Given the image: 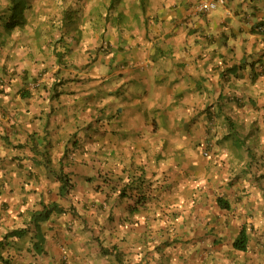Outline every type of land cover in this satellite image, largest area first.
I'll return each mask as SVG.
<instances>
[{"label":"crops","instance_id":"crops-1","mask_svg":"<svg viewBox=\"0 0 264 264\" xmlns=\"http://www.w3.org/2000/svg\"><path fill=\"white\" fill-rule=\"evenodd\" d=\"M149 1L146 24L132 12L121 28L105 23V13L90 21L97 35L89 48H110L94 69L56 65L42 76L0 78L1 264H66L64 254L68 264H119L100 248L126 264H162V255L172 260L170 242L207 241L194 227L208 224L217 237L241 225L264 233V183L256 179L264 180V74L253 76L264 53L255 29L264 0H226L208 14L194 11L199 0ZM128 49L136 65L120 76L106 71L127 63ZM35 80L44 85L27 88ZM32 133L47 134L54 161L67 152L77 182L68 202L32 152ZM99 169L140 176L151 184L149 200L130 213L129 198L106 183L94 187ZM42 202L68 212L42 223L39 237L30 220Z\"/></svg>","mask_w":264,"mask_h":264},{"label":"rangeland","instance_id":"rangeland-1","mask_svg":"<svg viewBox=\"0 0 264 264\" xmlns=\"http://www.w3.org/2000/svg\"><path fill=\"white\" fill-rule=\"evenodd\" d=\"M145 4V10L150 6L149 0H142ZM4 0H0V6L3 5ZM97 7L103 9L100 0H32V6L29 10L28 18L29 21L25 26V29L22 31H14L10 35L5 36V44L0 37V66L3 65L5 69L4 76H16L18 71L21 72L25 68L29 72H35L34 76H39V72L44 73V65L42 63L33 62V59H30L26 56H22L25 52H30V47H32L31 40L34 29L40 30V33L45 31L44 34H47L48 38H51L52 42L56 46L53 54L56 56V51L60 52L62 55L61 58L67 62L69 68H78L82 71L89 69H94V66H90L93 59L96 58L91 55L87 57L86 52L88 47L93 45L94 37L97 35L93 29L92 23L89 21L93 16L96 20ZM67 9L68 12H71L69 15L71 22L63 21L64 10ZM102 22V21H101ZM0 32H6L5 29L0 26ZM39 33V34H40ZM12 44V45H11ZM28 45V46H27ZM26 46V47H25ZM70 46L64 52L63 47ZM98 47L95 48H99ZM103 51L104 50H99ZM131 49L126 50L128 55H126L127 63L124 64V70H121V64L119 61H113L110 66L106 67L115 71L114 76H120V72L126 74L128 72L129 63H134L137 60L136 56L130 53ZM68 53V54H66ZM27 55H29L27 53ZM37 56L38 54H32ZM14 56L20 59H15ZM42 56L45 54L42 52ZM41 56V58H42ZM53 56V59H55ZM73 59V61H72ZM74 60L77 63H72ZM48 68L54 66L51 61L47 63ZM115 79L111 78L106 80V83L111 85ZM107 109H111L107 107ZM40 162V161H39ZM41 164V162H40ZM68 162H65V169L69 170L71 166H68ZM39 165V164H38ZM54 168H59L57 161L53 162ZM72 175L69 173V176ZM71 180L73 178L70 176ZM257 181L261 180L263 185V175L256 176ZM76 181H73V184L76 186ZM50 188V187H49ZM72 194V192L70 193ZM69 197H65V202H68ZM34 228V227H33ZM230 235L225 237H217V234L214 232L213 227L206 224L205 226L194 227L192 232L198 233L201 232L207 236V241H202L200 238L190 241H176L170 242V244L175 243L173 250L170 251V256L172 260L167 262L165 261L166 256H161L160 260L162 264H264V233L257 232V235L254 236L252 231H250L249 245L246 252L236 251L232 248V235L233 233L237 235L238 227L234 229L231 228ZM258 230V229H257ZM34 231L38 234L39 237L42 236V223L40 225L39 231ZM13 233V232H12ZM11 234V233H9ZM204 236V237H205ZM216 236V238L214 237ZM263 237V238H262ZM257 239V241H256ZM167 244V242H165ZM164 244V245H165ZM162 246L163 249L165 246ZM186 246V249L184 248ZM209 250L208 257L200 258V253L205 249ZM102 251V248H100ZM211 252L212 255H211ZM37 257V256H36ZM39 258H37L38 260ZM3 261V260H1ZM10 259L6 261V264H9ZM1 264V263H0Z\"/></svg>","mask_w":264,"mask_h":264},{"label":"trees","instance_id":"trees-1","mask_svg":"<svg viewBox=\"0 0 264 264\" xmlns=\"http://www.w3.org/2000/svg\"><path fill=\"white\" fill-rule=\"evenodd\" d=\"M119 4H122V0L117 4L116 7H118ZM31 6H32V0H4L3 5L0 6V26L5 28L6 32H10L14 28H23L24 25H26L27 22L29 21L28 14ZM123 7L128 8V10L132 12L131 13V15L133 14L132 19H134L135 17L140 18V15L142 14L144 18L143 22L144 23L146 22L147 18L145 17V13H144L146 12L145 4L142 0H126L123 4ZM104 9H102V11L99 13L98 16L102 17V13L104 14ZM69 13L71 12H68L67 9L64 10L63 21L65 23L71 22ZM105 16H106L105 21L106 22L109 21L108 23H110V25L113 26L114 29H116V27L121 28V26H125L126 23H129L127 22L128 16L122 10V8L120 9L116 8V11L114 13L109 10L108 15L105 13ZM92 19L93 16L90 18L89 21H91ZM259 26L260 27L264 26V22H260L258 23V25L255 26V29H257V34L261 36V40L264 42V30H260ZM44 32L45 31L41 32L40 34ZM45 36L47 37L48 41H52L51 38H48L47 34H45ZM262 56H264V53L256 58L254 64L258 63L257 66L260 69L264 70V61L262 60ZM237 67L239 68L240 65L232 66L229 70L230 73L234 74ZM22 97L25 96L22 95ZM227 120L229 121V126L233 129L235 127L234 124L229 119ZM34 136L35 134L32 133V136L30 137H34ZM35 139L37 142H39V144H42L40 138L36 137ZM10 145L12 148L24 147V144L21 143H17V144L11 143ZM49 146H50L49 142L43 144V149L45 150V152L48 151ZM36 151L38 152L37 149ZM62 160H64V156ZM43 165L46 168V170L50 174L52 173L55 176L56 180L60 182L57 192L58 196H60L61 198L71 196L70 193L72 192L74 186L72 184L69 175L66 173L63 174L60 170L56 171V169L52 167V162L49 158H45ZM112 176L113 175L110 174L109 170L105 171L103 169H99L97 174L93 176V178H91V182L94 181V179L96 180L98 179L99 183L94 187H99L100 185L105 186V183L111 185L110 189L112 191L110 192L118 193V197L121 201L123 199L129 198L131 200L129 204L130 213L137 212V210H139L140 207L144 206L147 203V201L150 198V190L152 189V187L151 184L148 185V183H146V180L140 178V176H138V178H132V179L129 176L123 174L117 175L114 178H112ZM96 189L98 190V188ZM41 204H42V208L37 211H34L31 215V220H30V223L37 231H39L41 223L48 221L52 216L65 214L66 212H68V210L65 207L61 206L57 202H49V203L42 202ZM228 206L229 205L227 204L226 201L220 202L221 208L228 209ZM17 231L19 230H16V232ZM248 235L249 234L247 232L246 226L242 225L237 235L232 240L231 243L232 248L236 251L246 252L248 250V245H249ZM102 252H104L105 254L109 253L107 249H103V248H102ZM111 254L114 255V259L116 260V262H118L119 264H126L122 262V257L120 253L112 252ZM0 259H3L2 255H0Z\"/></svg>","mask_w":264,"mask_h":264},{"label":"clouds","instance_id":"clouds-1","mask_svg":"<svg viewBox=\"0 0 264 264\" xmlns=\"http://www.w3.org/2000/svg\"><path fill=\"white\" fill-rule=\"evenodd\" d=\"M126 0H122V4H119L118 5V7H116L117 6V4L119 3V2H121V0H100V3L102 4V6L105 8H103L104 9V13H106L107 15H108V12H109V10L111 11V12H115L116 11V8H118V9H120V8H122V10L124 11V12H126L127 14L130 12L129 10H128V8H124L123 7V4H124V2H125ZM205 0H199L196 4H195V6H194V11L196 12V13H198V14H208V13H210V12H213V11H215L216 9H218L219 7H222V6H225V4H226V0H223V2L222 3H217L216 4V6L213 8V9H211V10H209V11H201V10H199L198 9V7H199V5L202 3V2H204ZM102 11V9H100V11H99V7H97V15H96V18L98 19V15H99V13ZM144 13H146V12H144ZM69 14H71V13H69ZM126 14V15H127ZM106 17V16H105ZM104 17V18H105ZM103 18V17H102ZM95 18L93 17V19L91 20V21H93ZM101 21H102V19H100ZM147 21V20H146ZM103 22V21H102ZM109 21H105V23H108ZM144 23V22H143ZM145 24H146V22H145ZM27 25V24H26ZM26 25H24V27L23 28H14L13 30H11L10 32H3V33H1L0 32V37H2L3 39H2V41L4 42V43H2V44H5V42H6V39H5V36H8V34L10 35L12 32H14V31H16V30H18V31H22V30H24L25 29V26ZM258 25V24H257ZM146 26V25H145ZM146 28H147V26H146ZM259 28H260V30H264V26H262V27H260L259 26ZM5 29V28H4ZM6 31V30H5ZM256 31H257V29H256ZM8 33V34H7ZM40 33V30L38 29L37 30V32H36V30L34 29V32H33V35H32V38H31V40H33L32 42H31V45H32V47L31 46H29L31 49H30V52H24L23 54H22V56H26V57H28V58H30V59H33V62H36V63H39V62H41L42 63V65H44L43 67H44V69H43V71H44V73L48 70V69H52L53 67H55L56 65L58 66V65H60L61 67L63 66L64 68H68V69H70V70H77L78 68H75V67H73V68H69L68 67V64H67V62H65L64 60H63V58H61L62 57V55L63 54H61L59 51L57 52H55L56 53V56L53 54V51L55 50V48H56V46L54 45V43L52 42V41H48V39H47V37L45 36V34L44 33H42V34H39ZM12 45V44H11ZM28 46V45H27ZM44 46H46L45 48H44ZM26 47V46H25ZM67 48H71L70 46H66V47H63V52L67 49ZM86 49H88V51L86 52V55H87V57H89V55H91V56H93V58L94 57H96V55L98 54V52H99V50H104V51H106V50H108V49H110L109 48V44H107V43H103V44H101L100 46H99V48L97 49V48H95V51H93L91 48H86ZM93 51V52H92ZM42 52L45 54V56H42ZM45 52H48V53H45ZM27 53L29 54V55H27ZM32 54H38L37 56H33ZM66 54H68V53H66ZM41 56L42 57H44V62H43V59L41 58ZM53 56H55V59H53ZM36 57V59L34 60V58ZM14 58L16 59L17 57L16 56H14ZM17 59H20V58H17ZM95 59V58H94ZM94 59H93V61H94ZM49 61H51L52 63H53V65L54 66H52V67H50V68H48V66L50 65V64H48L47 65V63H49ZM73 61V60H72ZM91 63H92V61H90ZM73 64H74V62H72ZM90 63V64H91ZM136 64H134V63H129V66H128V68H133L134 66H135ZM1 67V69H0V76H2V77H0V78H3V76L5 75V69L3 68V65L2 66H0ZM124 64L123 63H121V67H120V69L121 70H124ZM78 70H80V69H78ZM85 71V70H84ZM25 73V76H26V74H27V76L29 75H33L34 73H32V72H29V73H27L28 71L26 70V69H22L21 70V72L20 71H18V75H16V76H20V75H22V73ZM44 73H41V72H39V76H42ZM264 74V70H262V69H260L258 66H257V71L255 72V73H253V75H255V76H261V75H263ZM41 83H42V81L41 80H35V81H32V82H29L28 83V85H27V88H41L44 84H42L41 85ZM0 84H1V81H0ZM0 93H3V90H0ZM22 95H23V93H22ZM24 96V95H23ZM99 121V120H98ZM35 134V133H34ZM40 138V141H42V144H39V142H37L36 141V139L35 138ZM44 137H45V139H44ZM30 138H32V141L33 142H35V148H37L38 150H39V153L40 154H42L43 156H42V160H40V162H41V165L42 166H44L43 165V162H44V160H45V158H49L50 160H51V162H52V167L54 168V165H53V162H55L52 158H51V154L49 153V150H50V147L51 146H49V149H48V151L47 152H45V150L43 149V144H45L46 142H49L48 140H47V134H44L43 136H34V137H30ZM29 138V139H30ZM50 143V142H49ZM72 147H75V145H73ZM30 148L32 149V152L34 153V154H38V152L36 151V149L35 148H33L32 146H30ZM72 148H69L68 150H71ZM64 157H66L65 155H67V152L65 153V151H64ZM63 155L61 156V158L57 161V164H59V168H54V169H56V171H61L63 174L64 173H66V174H68L69 175V173H71V174H73L72 173V171H69V170H66L65 169V162H67L66 160H62V158H63ZM203 155L204 156H208L209 154H208V151H207V146H206V144H205V150L203 151ZM69 163V162H68ZM71 165H72V162H71ZM68 166H70L69 164H68ZM45 168V167H44ZM49 176H51V177H53L54 178V180L55 181H57L58 182V187H59V181L58 180H56V178H55V176L51 173ZM72 178H73V175H70ZM69 176V177H70ZM71 179V178H70ZM72 181V184H73V181H74V178H73V180H71ZM75 182V181H74ZM73 186L75 187V184H73ZM74 187H73V189H74ZM72 189V190H73ZM60 197V196H59ZM69 197V196H68ZM61 198V197H60ZM47 203H49V202H47ZM41 208H42V204H41ZM40 208V209H41ZM242 226V225H241ZM247 228V227H246ZM249 235H250V232H249ZM248 235V238L250 237ZM62 247L64 248V250H65V247L64 246H61V249H62ZM0 249H2L1 248V246H0ZM105 249H107V248H105ZM63 250V249H62ZM113 251H109V253L111 254ZM113 253H116V252H113ZM0 255H1V253H0ZM121 255V257H122V254H120ZM64 256V260H65V262H66V264H68V257H67V255L66 254H64L63 255ZM114 256V255H113Z\"/></svg>","mask_w":264,"mask_h":264},{"label":"built area","instance_id":"built-area-1","mask_svg":"<svg viewBox=\"0 0 264 264\" xmlns=\"http://www.w3.org/2000/svg\"><path fill=\"white\" fill-rule=\"evenodd\" d=\"M222 2L223 0H205L199 5L198 9L201 11H209L213 9L217 3H222ZM62 249L64 250L63 247Z\"/></svg>","mask_w":264,"mask_h":264}]
</instances>
